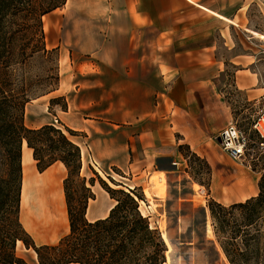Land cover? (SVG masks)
<instances>
[{
	"label": "rangeland",
	"instance_id": "1",
	"mask_svg": "<svg viewBox=\"0 0 264 264\" xmlns=\"http://www.w3.org/2000/svg\"><path fill=\"white\" fill-rule=\"evenodd\" d=\"M66 2L67 4L47 14L45 19L42 18L44 43L49 53L39 54L25 66L18 67L13 73V78L19 84L24 81V86H19L20 91H26L30 96L24 106V126L28 129H38L44 125L54 126L81 147L84 157L80 176L85 178L93 199H96L95 202H91L93 199L88 201V217L92 218L93 214L102 215L108 207L115 204L108 194L106 199L101 198L99 192L103 188L100 179L111 189L126 193L132 191L139 197L140 212L148 218L151 227L157 229L160 235L162 232L167 233L172 253L169 254L168 260V247L165 245L164 264H231L223 252V247L230 251L233 264H264V211L258 207L256 224L248 226L245 220L246 210H230L232 204L218 203L226 210L219 213V219L214 220L209 210L213 202L210 196L213 190L211 167L204 159L197 158L186 144L181 143L175 147L181 156L179 162L183 165L173 169V166L170 167L167 163L168 174L137 176L139 163H135L136 166L133 167L137 172L123 174L121 169L111 166V158L102 157V161L95 158L92 145L95 140L115 141L117 135L120 136L119 143L130 138H133L131 141L137 140L141 128L147 123L145 119H141L140 108L143 103L146 105L147 101L150 106L155 103L158 82L153 75H150L149 83H116L111 82V77L108 76L104 81H100L95 73L98 69L96 63L99 65L100 60L105 58L104 53L110 58L109 47L116 43L115 37L103 34L99 29L101 20L84 19L79 13L78 0ZM249 15V22L243 28L245 32L241 30L231 35L232 49L227 51L219 45L215 52L216 57L222 58L227 64L223 77H220L217 92L230 115L231 125L248 138L245 160L240 163L223 153L213 141L210 143L211 150L216 153L219 163L224 165L226 171L234 172L240 167L253 173L259 182L264 175V149H260L258 143L264 138V127L261 129L257 126V130L253 128L255 123H261L257 121L256 113L259 106L256 105L257 101L247 100L243 92L235 88L234 80L237 71L249 70L258 77V84L264 88V0L257 1L249 10ZM111 43L114 44L110 45ZM112 53L123 55V52L118 51ZM79 65H82L81 71L88 72L86 75L79 74ZM118 90L122 91L117 93ZM145 92L149 93V100L141 98ZM120 94L122 96L118 98ZM67 100L71 103L70 110L76 117L92 121L90 128L93 131L95 122L103 123V132H92L88 135L79 129H69L63 121L64 112L68 110ZM127 111L129 113H126ZM123 118L131 121L127 130H114L109 125L119 124ZM150 127H156V122H150ZM173 139L177 141L179 136L173 134ZM169 140L170 138H166L167 142ZM2 155L0 149V171L4 163ZM30 168L36 177L49 169L61 172L58 190L60 200L56 209L58 217L63 221L60 230L55 231L56 215L50 216L49 224L42 220L43 229L38 231H32L19 219L35 246L53 245L69 232L63 189L66 170L60 163H54L39 172L34 161ZM97 170H100L103 176ZM158 177L166 180V183H163L164 188L160 187L164 189L161 197H155L159 185L162 184ZM91 179L93 184L90 185ZM194 184L198 185L202 192L194 190ZM144 190L151 193V199L146 197ZM71 191L73 196H78L75 187ZM223 220L224 223H221ZM32 251L17 242L16 255L25 264H31ZM33 264H37L35 259Z\"/></svg>",
	"mask_w": 264,
	"mask_h": 264
},
{
	"label": "crops",
	"instance_id": "2",
	"mask_svg": "<svg viewBox=\"0 0 264 264\" xmlns=\"http://www.w3.org/2000/svg\"><path fill=\"white\" fill-rule=\"evenodd\" d=\"M257 1L78 0L80 15L88 20H101L99 29L116 40L115 44H110H114L109 47L110 58L104 53L105 58L99 65L96 63L98 69L95 73L99 80L104 81L108 76L111 82L116 83H149L150 75H153L158 82L155 103L150 106L147 101L140 108L141 119L147 123L141 128L137 140L131 141L133 138H130L119 143V135L115 141L95 140L92 143L95 158L100 161L102 157L111 158V166L121 169L123 174L137 172L133 169L135 163L140 165L137 176L168 174L167 163L173 169L183 165L175 149L183 143L197 158L210 165L212 201L229 205L256 197L258 178L240 167L234 172L226 171L211 150L210 141L219 148L218 136L231 126L230 115L217 92L227 64L222 58H217L215 52L219 45L227 51L232 49L231 35L241 30L245 32L243 28L249 22V10ZM112 51L123 52V55ZM81 67L79 65V74L86 75L88 72L81 71ZM258 83L259 79L253 72H236L235 88L243 92L247 100L257 101L264 94V88ZM141 98L149 100V93L145 92ZM67 102L68 110L64 112L63 121L69 129H79L88 135L103 132V123L95 122L94 131L91 130L92 121L76 117L70 110L71 103ZM130 122L123 118L119 124L109 125L114 130L125 131ZM150 122H156V127L151 128ZM173 134L179 136L177 141ZM166 138H170L169 142ZM83 157L81 149L82 161ZM32 163L31 150L24 141L19 219L32 231H38L43 229L42 220L49 224L50 216L56 215L55 231H59L63 225L56 213L61 172L49 169L36 177L30 168ZM97 171L103 176L100 170ZM99 194L103 199L108 196L103 190ZM112 207L102 215L93 214L89 218L88 204L85 217L89 222L104 219ZM32 253L31 264L33 259L39 264L35 252Z\"/></svg>",
	"mask_w": 264,
	"mask_h": 264
},
{
	"label": "trees",
	"instance_id": "3",
	"mask_svg": "<svg viewBox=\"0 0 264 264\" xmlns=\"http://www.w3.org/2000/svg\"><path fill=\"white\" fill-rule=\"evenodd\" d=\"M65 2L0 0V149L4 161L0 171V264H25L16 255L17 242L27 250L32 249L39 264H164L166 244L141 214L139 197L132 191L111 189L99 179L115 204L106 218L89 222L85 214L93 195L85 178L80 176V147L54 126L38 129L24 126V106L30 96L20 91L24 81L16 83L13 73L35 56L49 53L42 18ZM24 141L39 172L54 163H61L66 170L63 189L69 232L53 245L35 246L19 222ZM89 184H93L92 179ZM73 187L77 189V197L73 196ZM258 207L264 211V175L259 179L256 197L232 204L229 209L246 210V223L252 226L257 222ZM209 210L216 220L226 209L213 201ZM223 252L233 264L230 251L223 247Z\"/></svg>",
	"mask_w": 264,
	"mask_h": 264
},
{
	"label": "built area",
	"instance_id": "4",
	"mask_svg": "<svg viewBox=\"0 0 264 264\" xmlns=\"http://www.w3.org/2000/svg\"><path fill=\"white\" fill-rule=\"evenodd\" d=\"M256 105L258 107L257 109V121L264 119V94L259 97V99L256 102ZM262 106V107H260ZM254 124L253 128L258 129L256 125ZM217 144L220 148V150L225 153L230 158L238 161L243 162L245 160V153L247 151V145H248V138L247 136L241 132L236 130L234 126H230L227 130L223 131L218 136ZM258 147L260 149H264V138L260 140L258 143Z\"/></svg>",
	"mask_w": 264,
	"mask_h": 264
},
{
	"label": "bare ground",
	"instance_id": "5",
	"mask_svg": "<svg viewBox=\"0 0 264 264\" xmlns=\"http://www.w3.org/2000/svg\"><path fill=\"white\" fill-rule=\"evenodd\" d=\"M259 122H261V123L260 124L258 123V126H260V128L262 129L264 127V119L263 120H260ZM158 180L161 181L162 184L159 185L158 192H157L156 195H158V196L161 197L164 194L163 193V190L164 189L162 190V188H164V184L163 183H166V180L163 177L162 178H159ZM161 186H163V187L160 188ZM194 190H197V191L200 190L202 192V189H200L198 185H195L194 186ZM144 193H145V195H146V197L148 199H151L152 198L151 193L148 190H144ZM166 234H167L166 232H162L163 240H164L165 244L168 247L167 259L169 260V254L172 253V246L170 245L169 240H168V237H167Z\"/></svg>",
	"mask_w": 264,
	"mask_h": 264
},
{
	"label": "water",
	"instance_id": "6",
	"mask_svg": "<svg viewBox=\"0 0 264 264\" xmlns=\"http://www.w3.org/2000/svg\"><path fill=\"white\" fill-rule=\"evenodd\" d=\"M217 141H218V139H217Z\"/></svg>",
	"mask_w": 264,
	"mask_h": 264
}]
</instances>
